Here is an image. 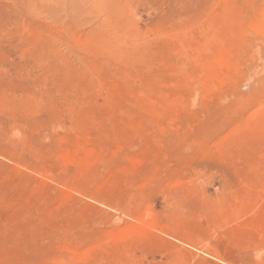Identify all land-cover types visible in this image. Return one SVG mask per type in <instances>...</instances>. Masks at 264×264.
Returning a JSON list of instances; mask_svg holds the SVG:
<instances>
[{
  "label": "rangeland",
  "instance_id": "obj_1",
  "mask_svg": "<svg viewBox=\"0 0 264 264\" xmlns=\"http://www.w3.org/2000/svg\"><path fill=\"white\" fill-rule=\"evenodd\" d=\"M0 264H264V0H0Z\"/></svg>",
  "mask_w": 264,
  "mask_h": 264
}]
</instances>
